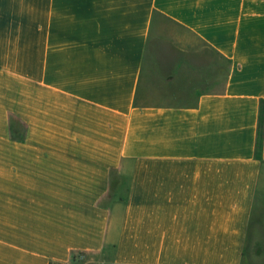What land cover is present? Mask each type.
Segmentation results:
<instances>
[{
    "label": "crops",
    "instance_id": "1",
    "mask_svg": "<svg viewBox=\"0 0 264 264\" xmlns=\"http://www.w3.org/2000/svg\"><path fill=\"white\" fill-rule=\"evenodd\" d=\"M264 0H0V264H264Z\"/></svg>",
    "mask_w": 264,
    "mask_h": 264
},
{
    "label": "trees",
    "instance_id": "2",
    "mask_svg": "<svg viewBox=\"0 0 264 264\" xmlns=\"http://www.w3.org/2000/svg\"><path fill=\"white\" fill-rule=\"evenodd\" d=\"M264 137V106H262L260 112L259 130H258V140H257V150L258 152L262 149Z\"/></svg>",
    "mask_w": 264,
    "mask_h": 264
}]
</instances>
